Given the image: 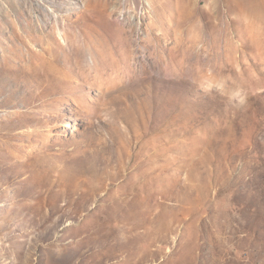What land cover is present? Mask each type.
Here are the masks:
<instances>
[{
	"label": "rangeland",
	"instance_id": "rangeland-1",
	"mask_svg": "<svg viewBox=\"0 0 264 264\" xmlns=\"http://www.w3.org/2000/svg\"><path fill=\"white\" fill-rule=\"evenodd\" d=\"M0 264H264V0H0Z\"/></svg>",
	"mask_w": 264,
	"mask_h": 264
}]
</instances>
